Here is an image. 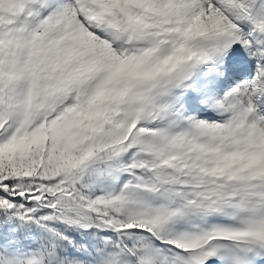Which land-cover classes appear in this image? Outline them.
<instances>
[{
  "label": "snow or ice",
  "instance_id": "snow-or-ice-1",
  "mask_svg": "<svg viewBox=\"0 0 264 264\" xmlns=\"http://www.w3.org/2000/svg\"><path fill=\"white\" fill-rule=\"evenodd\" d=\"M0 264H264V0H0Z\"/></svg>",
  "mask_w": 264,
  "mask_h": 264
}]
</instances>
